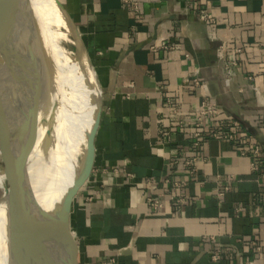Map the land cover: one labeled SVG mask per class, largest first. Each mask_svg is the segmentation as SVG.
Returning a JSON list of instances; mask_svg holds the SVG:
<instances>
[{
	"label": "crops",
	"instance_id": "0c3cea01",
	"mask_svg": "<svg viewBox=\"0 0 264 264\" xmlns=\"http://www.w3.org/2000/svg\"><path fill=\"white\" fill-rule=\"evenodd\" d=\"M59 1L102 91L71 264H264V0Z\"/></svg>",
	"mask_w": 264,
	"mask_h": 264
},
{
	"label": "bare ground",
	"instance_id": "6f19581e",
	"mask_svg": "<svg viewBox=\"0 0 264 264\" xmlns=\"http://www.w3.org/2000/svg\"><path fill=\"white\" fill-rule=\"evenodd\" d=\"M7 1L0 0V20L8 9ZM30 3L33 23L42 40L33 61V99L30 103L26 98L22 101L21 95H31L32 91L23 82L16 83L13 76L8 87L14 91L9 89L3 103L16 107L22 103L26 107L25 122L29 129L25 134L30 146L33 190L37 202L52 210L61 203L80 169L87 135L98 110L100 89H92L96 76L85 53L71 52L60 44V38L65 36L60 28H68V21L56 0H30ZM9 63L14 67L12 59ZM11 117L13 122L17 120L13 110ZM19 181L17 170L0 167V264H34L29 255H21L29 240L30 226L25 221ZM35 237H39L38 232Z\"/></svg>",
	"mask_w": 264,
	"mask_h": 264
},
{
	"label": "water",
	"instance_id": "95a60500",
	"mask_svg": "<svg viewBox=\"0 0 264 264\" xmlns=\"http://www.w3.org/2000/svg\"><path fill=\"white\" fill-rule=\"evenodd\" d=\"M7 2L8 9L3 16L4 18L0 20V41L4 46V49L1 48L0 50V69L1 66L5 69L4 71L0 70V131L12 158L11 163H7L2 167L11 171L17 170L19 173V182L23 188L25 221L30 226L29 240L21 255H29L34 264H71L70 208L73 199L86 184L94 168L95 137L101 119L102 91L98 82L100 102L91 130L87 135L86 148L78 174L75 176L72 186L62 198L61 203L52 210H46L37 202L33 190L32 174L29 168L30 146L26 143L27 134H25L26 131L28 133L29 129L28 123L25 122L26 107L22 103L19 105L20 107H16L15 104L11 105L9 102H7L8 104L3 103L4 88L10 92L9 89L11 88L8 87L9 85L6 86V83L9 84L10 79L14 78L13 76H15L14 81L16 83L23 82L24 86H29L32 91L31 95H28V93L25 96L21 95L22 101L24 102L25 98L27 103L32 101L35 77L33 61L35 62L36 52L40 49L42 40L38 29L33 23V10L30 0H8ZM56 3L68 21V27L72 30L76 46L87 56L79 32L71 18L60 1L56 0ZM10 59L14 62L12 68L9 63ZM88 62L91 65L89 58ZM10 106H13L12 109ZM10 110L16 113L18 120H15L16 124L11 119ZM18 117L22 118L19 120ZM11 184L12 181H9L8 185L11 186ZM37 232L39 234L38 238L35 237ZM36 241L37 243H35Z\"/></svg>",
	"mask_w": 264,
	"mask_h": 264
},
{
	"label": "built area",
	"instance_id": "2783aa9c",
	"mask_svg": "<svg viewBox=\"0 0 264 264\" xmlns=\"http://www.w3.org/2000/svg\"><path fill=\"white\" fill-rule=\"evenodd\" d=\"M187 2H190L192 0H186ZM123 5L133 11V12H137L139 9V4L137 0H122ZM199 18L202 21H209L210 20V15L208 13V11L206 9H200L199 10ZM238 61L233 60L230 63L225 64V72L227 73V75L229 77H233L235 75V67L237 66ZM198 70H196V72H194V74L197 73ZM194 76V75H193ZM193 84H198L199 81L196 77L192 78ZM218 109L216 107V105L210 101V100H203L201 102V107L199 108V111L197 113V117L195 119V122L191 123V121H182L180 123V125H186V124H193L198 130L195 132V135L198 137L201 135V131L200 129L202 128V126H204L206 120L211 117V116H215L218 115ZM235 125L238 126V124L235 122ZM212 135L214 137H221L222 139H233V135L232 134H223L222 136H220L217 132H213ZM253 169L257 170V166L253 163ZM261 178L264 179V171L261 173ZM147 183H149V181H147ZM225 190H228V185L224 186ZM223 193L221 192L220 195H222ZM180 201H182V199H180ZM148 202H149V206L151 208L152 211H157L161 208L162 203L159 199L154 198V197H149L148 198ZM212 257L214 259H218L219 256L217 255V253L213 254Z\"/></svg>",
	"mask_w": 264,
	"mask_h": 264
},
{
	"label": "rangeland",
	"instance_id": "374dc122",
	"mask_svg": "<svg viewBox=\"0 0 264 264\" xmlns=\"http://www.w3.org/2000/svg\"><path fill=\"white\" fill-rule=\"evenodd\" d=\"M71 28L70 27H68V28H64V27H62V28H60V32L61 33H63L65 36L64 37H61L60 38V44L62 45V46H64L66 49H68L69 51H79L80 52V50H79V47L78 46H76V44H75V40H74V38H73V34H72V30H70ZM70 30V31H69ZM69 34H68V33ZM68 35H67V34ZM67 37V38H66ZM65 41V42H64ZM4 49V46L3 45H1L0 46V49ZM1 71H4L5 69L1 66V69H0ZM1 74V73H0ZM10 84V83H9ZM8 85V83H6V86ZM5 87V86H4ZM5 89V88H4ZM6 91V92H5ZM8 93V91L7 90H4V95H3V99L4 98H6L7 97V94ZM11 119H13L12 117H11ZM14 120V119H13ZM15 124H16V122H15ZM5 158V160H3ZM12 160V158H11V154H10V151H9V149H8V147H7V145H6V143H5V141H4V139H3V137H2V134H1V131H0V167H2L3 165H5V164H7V163H11L10 161ZM0 194H1V189H0Z\"/></svg>",
	"mask_w": 264,
	"mask_h": 264
}]
</instances>
